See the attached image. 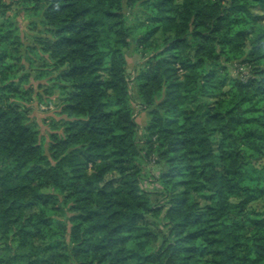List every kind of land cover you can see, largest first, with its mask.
Wrapping results in <instances>:
<instances>
[{
    "label": "trees",
    "instance_id": "obj_1",
    "mask_svg": "<svg viewBox=\"0 0 264 264\" xmlns=\"http://www.w3.org/2000/svg\"><path fill=\"white\" fill-rule=\"evenodd\" d=\"M19 17L46 31L42 93L21 73ZM34 94L59 100L49 155ZM0 264H264V0H0Z\"/></svg>",
    "mask_w": 264,
    "mask_h": 264
},
{
    "label": "rangeland",
    "instance_id": "obj_2",
    "mask_svg": "<svg viewBox=\"0 0 264 264\" xmlns=\"http://www.w3.org/2000/svg\"><path fill=\"white\" fill-rule=\"evenodd\" d=\"M13 15V14H11ZM126 16L128 23L133 27L134 30L140 29L143 24L149 19L148 14L141 8L136 7L132 10L126 11ZM34 21L40 22L39 20H30L27 18L19 17L14 19V28L17 29L19 34L21 35L23 41V48L21 50L23 57V65L24 69L21 70V73H30L31 79L26 84V87L34 88L35 94L39 91L42 93L43 90L38 89L39 81L36 79V69H40L45 61L47 62V57H43L42 59H37L41 56V53L38 51L36 54L33 53L32 47L37 43V39L41 37V33L44 32V27L39 26V29H34V25L32 24ZM239 28V27H238ZM236 28V29H238ZM136 43L134 42L131 49L128 51L127 60H128V71L131 75H135L137 69H140L141 64L144 61V55L142 54L141 49H137ZM43 55V54H42ZM30 60H34V65H31ZM230 75L232 78L240 79L242 81H247L250 75V68L246 65L234 64L229 65ZM50 78H47L43 84L50 83L53 85V82H49ZM133 93L136 95L137 86L136 84L132 85ZM34 94V100L31 102L30 107L33 110V116L37 118L38 122L41 126V140L44 144V149L49 155V133L51 131V127L49 123L51 122V118L53 116L54 111H56L57 103L59 102L57 96L55 95L52 98L44 97V102H40L39 98ZM136 100L139 101V98ZM139 102L134 103V107L136 109V113L138 115L137 121L142 129H144L148 123V112L146 110H141V106L137 105ZM48 119V120H45ZM143 154H146V151H143ZM141 167L143 169V179H144V188L152 193L151 199L152 203L158 204V206L164 205L163 196L159 195L158 192L163 190V185L160 182V177L162 173L167 171V167L165 162L156 157H148L146 159L139 160ZM160 245V242L153 246L157 247Z\"/></svg>",
    "mask_w": 264,
    "mask_h": 264
}]
</instances>
